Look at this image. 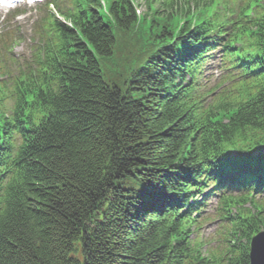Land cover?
I'll list each match as a JSON object with an SVG mask.
<instances>
[{"label": "trees", "instance_id": "obj_1", "mask_svg": "<svg viewBox=\"0 0 264 264\" xmlns=\"http://www.w3.org/2000/svg\"><path fill=\"white\" fill-rule=\"evenodd\" d=\"M77 1L37 66L0 84V264H249L264 200L210 255L189 242L188 200L203 176L264 188V0L236 17L206 0L175 33L189 4L137 20L129 0ZM222 37L243 81L204 108L194 75Z\"/></svg>", "mask_w": 264, "mask_h": 264}, {"label": "rangeland", "instance_id": "obj_2", "mask_svg": "<svg viewBox=\"0 0 264 264\" xmlns=\"http://www.w3.org/2000/svg\"><path fill=\"white\" fill-rule=\"evenodd\" d=\"M139 1H140V0H139ZM136 2H137V1H136ZM137 3H138V2H137ZM138 7H139L140 11L144 12V10H145V4H144L143 2L138 3ZM33 15H35L34 12H32V11H27L26 14H24L23 16H21V17L19 18V23H20V24H23V25L26 24L27 26H29V24L31 23V20H29V17H31V16H33Z\"/></svg>", "mask_w": 264, "mask_h": 264}]
</instances>
